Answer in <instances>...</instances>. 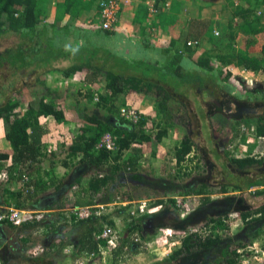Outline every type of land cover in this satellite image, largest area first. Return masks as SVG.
I'll return each instance as SVG.
<instances>
[{
  "label": "trees",
  "instance_id": "trees-1",
  "mask_svg": "<svg viewBox=\"0 0 264 264\" xmlns=\"http://www.w3.org/2000/svg\"><path fill=\"white\" fill-rule=\"evenodd\" d=\"M45 1L0 0V39L9 40L0 45V76H2L0 79V118L4 119L5 137L11 147V153L0 152V160L5 161V159L10 158L9 166H16V169H20L25 192L19 197L17 203L22 207H28L30 201L27 198L30 194L35 197L40 191L39 187L35 188V185L39 186V183L31 177L32 171L30 170L42 169L41 162L46 156L52 162L50 169L54 167V161L50 155L51 151L47 153L45 148H42V136L46 129L40 121V116L51 115L57 121H60L64 116V110L60 107L61 102L59 99L61 95L58 93V87L47 83V74L59 72L65 76L76 74L80 76L82 85L73 89L76 91L73 94L77 98L71 104L75 108L79 124L70 131L68 130L71 141L67 145L65 143L63 145L64 162L68 169L76 165H91L95 169H108L91 176L87 185L94 192L108 193L111 180L115 178L120 170L127 169L131 171L139 168L138 160L142 155V145L145 143L150 145V141L155 134L150 129L151 126L144 125L147 117L136 107L134 108L140 116L136 123L119 114V107L127 105H119V99L120 102L126 101L129 90L151 94L150 92H154L155 82L152 79L154 75L160 76L163 80L171 81L173 74H175L177 82L179 80L183 82L182 84L189 82L190 86L197 91L196 89H201L202 85L207 88L208 86H218L219 83L229 82L233 68L238 67V65L250 71L260 70L264 72V42L258 49L250 50L249 48L251 41L249 36L264 30V21H261L255 12V9L261 6L264 0H238L237 4L232 3L231 15L228 12L225 13L226 20L218 22L219 27L225 28L222 35H216L212 31L214 21L210 16L194 18L191 23L190 34L193 37L192 39L196 41L187 44V39L182 46L173 44L164 49L163 53H166V58L163 62L151 58L146 59L142 56H128L115 51L111 46V40L116 38L118 31L114 29L113 25L111 28H105L100 23L98 25L89 23L86 27H80L83 31L73 25L71 26L74 13L70 11V7L75 3V0H64L59 5L57 11L60 15L57 16V20H44ZM67 13L70 16L65 22L61 23L59 20L61 15L64 16ZM95 14L99 17V4L98 11ZM233 14L241 17L237 28L232 22ZM149 17L151 15H145L146 19H149ZM238 32L243 33L245 38L243 42L237 44L235 37ZM203 40L210 43L209 49L204 50L197 56L195 62L198 65L197 69L192 68L193 71L187 70L185 72L182 68V58L186 52H190L189 50H192L190 52L192 55V52H194L192 47L200 46ZM97 84H100V90L95 91L92 85ZM250 88L247 94H250L249 97L256 101L254 107L258 110H264V85L251 86ZM161 91V95L154 93V96L158 99L157 113L162 118L161 121L159 119V124H162L159 126L163 128H159L164 130L174 125L173 117L175 114L170 109L169 100L175 99L176 93H169L165 89H161ZM182 91L187 93L185 89ZM24 98L27 99V105L20 112L18 105L24 101ZM176 99L180 98L177 97ZM247 106L253 108L252 105ZM94 109H100L104 114L99 115ZM209 114L211 115L210 118L215 115L213 120L218 129L225 130L226 128L225 146L223 148L216 147V152L220 156V161L224 163L225 169H239L240 172L238 173L230 170L226 174L227 176L231 174L235 176L236 173L237 180L233 181L221 177L219 180H227L228 182L208 185L209 183L204 181V185H193L191 188H180L181 190L171 191L173 193L204 192L205 201L209 200L205 195L210 192H225L227 189H231L237 191V194L233 197H241L247 206L234 207L218 215L209 216L203 225H207L211 231L202 236L197 231L188 232L183 237L182 246L177 249L175 254L185 253L201 247L205 248L216 241L227 238L230 235V227L228 223H224V219L230 212H236L241 217V224L250 225L264 220V170L246 171L247 169H243L253 163H264V154L259 155V157H256L258 153L251 154L252 148H259L258 146H262L263 142L256 140L244 152L228 149V145L233 139L245 133L244 126L247 129L249 128L248 130L252 129L257 136L263 135L264 113L232 118L235 121L230 125H228L227 120L231 116H228L224 110L216 109L209 112ZM250 118L253 119L252 126L245 125ZM206 124L210 125V121ZM104 131H109L113 135L116 143L115 149L110 150L97 146V142ZM193 147L194 142L191 136L188 133L184 134L174 147V157L179 169H175L171 176L178 178L191 173L193 169H181V162L186 160ZM193 157H196L197 160H193ZM192 158L195 162L194 166L201 169L202 163L198 161L200 160L199 157L192 155ZM208 165L215 166L210 158ZM9 166H7L8 169ZM84 191L89 195L87 189ZM125 197L131 199L129 195ZM222 197L229 200L230 195L226 194ZM108 200L100 198L99 201L95 202L90 198L84 203L80 202L70 207L71 209L68 210L66 215L71 221L75 222L97 221L96 226H89V232L94 230L99 233L105 225L115 226L110 217L105 215L104 212H92L87 217L79 218L74 214L72 208L79 205L102 203ZM14 204H16V201ZM163 204L173 206L176 210L173 198H164ZM41 218L42 211H39L29 215L24 221H36ZM137 220L138 218H133L131 221L126 222L125 231L127 236L131 235V237L128 242H125V237L123 239L120 235L117 248L136 244L132 239V234L133 232L139 234L141 232L138 229ZM259 232L260 229H257L256 235L248 237L246 240H235V235L224 240L227 241L224 245L225 250L228 251L226 253L229 254L228 264H238L240 257L236 252V248L251 243L259 235ZM92 237L93 242L88 239L91 242L88 241V245L84 249L96 253V250H92V247H97V251H100L99 244H105L106 241L97 236L94 238V235ZM142 237L150 239L148 236L142 235ZM191 238H194V240L191 241ZM173 256L176 255H172L171 258ZM261 263H264V259H261L259 264Z\"/></svg>",
  "mask_w": 264,
  "mask_h": 264
},
{
  "label": "crops",
  "instance_id": "crops-1",
  "mask_svg": "<svg viewBox=\"0 0 264 264\" xmlns=\"http://www.w3.org/2000/svg\"><path fill=\"white\" fill-rule=\"evenodd\" d=\"M63 2L64 0H46L44 3V20H57V16L60 15L57 8ZM154 2L159 8L156 14L149 13L144 0H137L128 5L126 4L122 6L118 10V18L113 26L114 29L118 31L117 27L119 30L124 29L125 26L123 25L128 23L127 30L130 34L127 33V35H124V38L131 41L133 44L135 43L134 45L136 48L142 49L137 53L131 52L133 55L129 54L130 52L126 55L133 57L142 56L146 59L151 58L152 60L163 62L166 58V53H163L164 49L173 44L176 46H182L185 43V40L193 38L190 34L191 23L194 18L209 17V14L206 13L208 10L204 7L205 5H208L209 2L207 4L203 3L204 0H154ZM164 2H168V4L166 5ZM226 3V0H222L218 6L222 7V10L225 11L227 6ZM127 7L132 8V11L135 13L132 11L126 13L125 9ZM70 11H73L74 13L71 20V26L73 25L82 31L83 29L80 27L86 26L76 24V20L84 14H88L90 17H97L96 19L99 24V17L95 14L98 11V0H75V3L70 7ZM147 14L151 15L149 19L145 18V15ZM68 16H70L69 13L64 16L61 15V18L59 19L60 22H65ZM85 16L86 15H84V17ZM210 17L213 18L214 16ZM123 20H127V23ZM93 21L95 22L96 20ZM95 23L97 25V22ZM132 26L136 27L133 32L131 31ZM263 36L264 30L260 32V37L262 38L261 42L256 43L258 48H260V45L262 44L264 38ZM254 37L250 36V39ZM113 42L114 40L112 39V47ZM189 51L191 52L192 50ZM190 52H186L181 62L186 63L190 60L194 63L196 62L197 57L192 56ZM138 53L140 54L137 56ZM195 67H198V65L195 64L192 68ZM152 79L155 82V85L153 86L154 92H150L151 94H145L144 92L129 90V92L127 91L128 96L126 99L128 101L120 102L119 99V105L131 104L139 109L144 116L147 117L144 125L151 126L152 128L150 129H152L156 134L158 133V129H160L159 127H162L159 126L162 125L159 124V119L161 121L162 118L160 117L161 115L157 113L158 99L154 96V93L161 95V89H165L169 93L179 94L181 92H178L169 80H163L157 75H154ZM199 97L200 98L198 99L203 101L202 96ZM176 98L177 96H175V99ZM128 102H130V104ZM72 108L75 111L73 105ZM103 114L104 112L100 111L99 115ZM45 119L46 117L40 119L46 129V132L42 136V148L44 147L47 153H49L48 151H51L50 155L54 161V167L53 169H50L52 162H50V159L46 156L41 162L42 169L30 170L32 171L31 177L39 183V186L35 185V188L39 187L40 191L35 197H32L30 194L27 198V200L30 201L28 207L42 211V218L36 221H24L21 224H12L8 221H0V264H98L96 263L97 261H100V264H104L101 263V259L103 258L102 254L97 251V247L94 246L92 247V250H96V253L94 254L95 260H91V262H89L90 260L87 261L82 259L85 257L87 252H89L84 249V247L88 245V239H91L93 242L92 235H94V238L97 236V232L94 230L89 232V226H96L98 222L71 221V219L66 216V213L71 209L70 207L77 205L80 202L84 203L90 198H93V201H99L100 198H104V200H108V198H110L108 201L102 202L106 204V206H111L108 207L110 209L105 211L104 214L110 217L113 221L119 219L121 223H124L120 230L122 231L120 235L123 239L125 237V242H128L131 235L128 237L127 233L123 232V230H126L125 224L128 222V208L130 205L110 204L119 196L117 194V190L115 189L117 184L114 185L113 180L110 184V187L113 189L109 190L108 193H100L99 191L94 192L88 188L87 185L91 176L108 169H95L91 165H76L69 169L66 168L63 145L64 143L67 145V143L71 141L69 131L74 126H77L79 122L76 121V124L69 127L67 131L65 128L63 131H66V134H64L62 138L58 134L57 139H54L52 138L53 135L51 132L59 127V122H61V120L50 124L44 121ZM76 120L78 119L76 118ZM71 122L73 123V120H71ZM169 128L171 127L169 126ZM166 130L167 129H160L161 137H158L153 133L154 136L150 141V145H146V143L142 145L141 156H144L145 160L149 158L148 155H155L156 151L157 153L159 151L163 152L161 147L163 138H165V135H168V133H165L167 132ZM5 132L6 128L4 119L0 118V152L11 153V147L9 141L5 137ZM184 134H186V132L181 134V137ZM190 136L194 142V147L191 151L195 149L196 154L197 151H200L197 154L199 158L203 157H201L202 151L204 157L207 158V162H209V158L213 161L211 149L204 144V138L198 142L194 140L192 135ZM223 142L225 143L226 139ZM223 142H213V147L223 148L225 146ZM177 144L178 142L175 143L172 148L170 146V148L167 147V149H172L174 151V147ZM194 159H196V157ZM10 162V158L5 159V161L0 160V210H2V208H4V206L8 203L15 201L16 204L20 206L17 202L20 199L19 197L23 194V192H25L23 189L24 182L22 180V174H20V169H16V166H9ZM7 166H9V169ZM203 167L201 168L203 169ZM171 171H175V169H171ZM194 175L195 173L191 174L189 179H192ZM125 183L122 182L121 184ZM199 184L204 185V181L199 180L195 182L194 185ZM86 189L89 191V195L85 193L84 190ZM233 191L234 190L227 189L225 192H210L208 195H205L209 200L205 201L203 196L204 192L195 193L194 195L196 197V201L192 203L190 200L191 204L188 209H186V215L179 218H177L178 216L176 214V210L174 209L175 207L168 204H162L157 210L136 217L138 218V229L141 231L143 236L151 238L161 227H171L177 232L181 230L180 228L186 229L194 226L198 227L201 223H204L209 216H212L215 213L213 211H216V209L223 204L220 200L223 195L228 194L230 197H233V195L237 194V191L232 194ZM210 194H212V196H210ZM125 196L123 195L122 197H119L127 200ZM222 199L226 203L228 202V199ZM218 200L220 201L216 203ZM252 224L247 225L243 223L240 225L241 227H246V232L251 231L248 237L255 236V232L258 229V226H256L257 222L253 225ZM252 226H254V231ZM241 227H239L236 232L241 230ZM239 233L235 235V239H244L241 236L237 238ZM183 237H185V235H178L177 238L173 236L171 237V240L178 244H182ZM190 240L193 241L194 238H191ZM254 242L260 243L259 239H255ZM225 243L226 241L224 240L216 241L210 246L186 251L181 255H178L179 253L175 254L177 251L164 252L162 249L164 247L161 246L163 243L157 245V247H147L146 249L138 247V243H136L134 245L131 244L129 247L120 246L118 248H109L108 251L110 252L106 253L105 260L106 264H228L227 258L229 257V254L226 253L228 251L225 250ZM101 245L103 244H99V247ZM172 255L176 256L171 258ZM238 264H240V261Z\"/></svg>",
  "mask_w": 264,
  "mask_h": 264
},
{
  "label": "rangeland",
  "instance_id": "rangeland-1",
  "mask_svg": "<svg viewBox=\"0 0 264 264\" xmlns=\"http://www.w3.org/2000/svg\"><path fill=\"white\" fill-rule=\"evenodd\" d=\"M221 1L222 0H204V2H203L204 4H207L209 2V4L205 5L204 7L207 8V10H208V12H206L207 14H209L208 16H214L213 18L211 17L214 21V23H213L214 26L212 27V31H213V29H217L218 34H216V35H222L223 30L225 29V28L219 27L218 22L226 20L227 16L225 13H227V12L229 14L232 13V3H234V4L238 3V0H226L227 1L226 10L223 11L222 7L218 6L221 3ZM165 3L166 2H164V4ZM128 4H130V3H128ZM124 5H126V4H124ZM132 10H133L132 8L127 7L125 9V12L128 13V12H131ZM132 12H134V11H132ZM84 15H86V16L84 17ZM84 15L80 16L76 20V24L86 26L89 23L97 22V25H98V20L96 19L97 17H90L88 14H84ZM257 16L261 19V21H264V13L263 14H257ZM117 18H118V12H117ZM93 20H96V21L94 22ZM116 21H117V19H116ZM123 21H125V23H127V20H123ZM240 21H241L240 15L233 14L232 22L236 28L238 27ZM123 26H125V28L121 29V27H120L121 30H119V28L117 27L118 32H117V36L113 42V49L115 51H118L119 53L125 54V55L128 52H130L129 54L133 55L132 53H137L138 51H141L142 49L136 48V46L134 45L135 43L133 44L131 41H128L127 39L124 38V35H127V33L130 34V32L127 30L128 23L124 24ZM135 29H136V27L132 26L131 31L133 32V31H135ZM260 32L261 31L250 35L253 37L255 36L254 38H251L250 45H249L250 50H255L258 48L256 43L257 42L260 43L261 39H262L260 37ZM250 36H249V38H250ZM244 38H245L244 34L241 32H238L236 37H235V42L237 44H238V42L241 43V42H243ZM0 40H1L0 45L9 41V40L5 41L4 39H0ZM263 42L264 41H262V43ZM237 44H235V45H237ZM209 45H210V43L203 40L200 43V46L195 47V48L192 47L194 49V52H192V56L197 57L201 52L209 49V47H210ZM139 54L140 53H138L137 56ZM181 63H182V68L185 70V72H187V70L188 71L190 70V72L193 71L192 67H193V65H195V63L193 61L190 60L189 62H186V63L181 62ZM216 65L219 66L218 64H216ZM194 69H197V67H195ZM215 69H217V68H215ZM173 75L174 76L171 79L172 85L176 88V90L178 92H181V93L176 94V96L179 97L180 99H170L169 100L170 109L175 114L173 117V122L175 123V125L171 128H167V130H166L167 132H165V133H168V135H165V138H163V140H162L163 143H162L161 148L163 149V152L159 151L157 153V151H156L155 155H152V154L148 155L149 158L147 160L144 159V156H141L138 160V163H139L138 167L139 168L136 169L135 171L134 170L129 171L127 169L126 170H120L115 175V179H112L114 185L117 184L115 189L117 190V194L119 196L129 195L131 197V199L143 198V197H153V198H155L154 202L157 204V206H160L164 202V197H168V196H171L173 194H177V195H181L182 197H184L186 203L190 200L193 203L196 201V197L194 195L195 193H177V192L173 193V191H171V190H181V189H186L187 187L191 188V186H193L195 184V182H197L199 180L207 181L209 184H212L213 181H217L218 178H221V177H224L225 179L227 178L228 180H233V181L237 180L236 179V176H237L236 173L240 172L239 169H225L224 163L220 161V156L216 152L217 148L215 146L213 147V142L214 143H220V142L225 140L226 128H225V130L218 129L217 125H215V121L213 120V116H215V115H213L212 118H210L211 115L209 114V112L216 110V109L224 110V112L226 114H228V116H231V118L227 120L228 125L233 123L235 121L234 119L239 118V116L249 115V114L256 115L259 113H264L263 109L258 110L256 107H254V105L256 104V101L252 97H249L250 94H247L249 92V89H251L250 88L251 86L254 87L256 85L257 86L264 85V72H262L260 70L250 71V70L238 65V67L233 68L232 76H230L229 82H225L224 84L219 83L218 86L217 85L208 86L207 88H205L202 85L201 89H196L197 91H195L194 88H192L190 86L189 82L184 83V84H182L183 82L181 80H179V82H177L176 75L175 74H173ZM46 76H47L46 77L47 83L52 84V85H56L58 87V90H59L58 93L61 95L59 101L61 102L60 107H62L64 110V116H63L64 119L62 118L64 121L61 119V122H59V127L56 130H54L53 132H51V134L53 135L52 138H54V139H57L58 134L62 138V136L64 134H66L67 129L69 127H72L74 124H76V121H78V120H76V118H77L76 112L72 108L71 104H72V101H74V99L77 98V96H75L73 94L74 92H76L73 89L79 88L82 85L81 80H80V76H78L77 74L73 75V76H65L59 72H56L54 74H47ZM1 77L2 76H0V79H1ZM92 88H94L95 91H98V90H100V84H97L94 86L92 85ZM184 89L187 91V93L182 91ZM246 90H248V91H246ZM199 96H202L203 101L198 99V98H200ZM126 101H128V100H126ZM128 103L130 104V102H128ZM26 105H27V99L24 98V101L20 102L18 105L20 112L23 109H25ZM247 105H252L253 108H249ZM130 106L135 107L131 104H130ZM146 106H147V103H146ZM90 108L93 109L91 106H90ZM94 110L97 111V113H100V111H101L100 109H94ZM43 117L44 118L46 117V119L44 121H46L47 123H50V124H53L57 121L51 115L50 116L41 115L40 119ZM69 118H71V119H69ZM232 118H234V119H232ZM71 120H73V123L71 122ZM208 121H210V125L206 124V123H208ZM251 122H253V119L250 118V119H248V122L245 125L249 126L252 124ZM68 125H70V126H68ZM65 128H66V131L64 132L63 130ZM244 128H245V133L239 137L237 136L236 139H233L231 141L230 145H228L229 150H231V151L239 150L241 152H244L247 150V148H249V146H252L251 144L256 142V140H261L264 144V138L263 137L255 135L254 131H252V129L248 130L249 128L247 129L246 126H244ZM159 131L160 130H158L157 136L161 137V132H159ZM202 131H203V133H202ZM185 132H186V134L188 133V134L192 135L194 140H196L198 142L201 141V138H204V144L208 148L210 147V149H211L212 158H213L212 162L214 163L215 166H213V165L205 166L208 164L207 158L204 157V155L202 154V151H201V157L202 156L203 157L199 158L200 160H198V161H200V163H202V165L204 167L202 165L201 166L203 167V169L202 168L198 169L197 167H195L194 166L195 162L193 161L195 157L192 158V155L196 154L195 149H194L193 151H191V154L189 153L187 155L188 157H186V160H183L181 162V166H182L181 169H185V168L186 169H193V170H191V173L187 176L182 175L178 178H174L173 176H171V173L174 172V171H171V169H179V167L176 164V158L173 156L174 151L172 149L171 150L167 149V147L170 148V146H171V148H172V146H174L175 143H177V142L179 143V141H180L179 139L181 137V134H183ZM199 133H201V135ZM202 135H204V136H202ZM263 144H262V146H263ZM262 146L259 145L258 146L259 148L253 147L251 154L258 153V154H256V157H259V155H263L264 154V146L263 147ZM199 152L197 151V154ZM196 160H197V158H196ZM233 167H235V166H233ZM235 168H237V167H235ZM243 169H247L246 171H259V170L262 171V170H264V163H262V164L253 163L250 166L244 167ZM230 170H233L234 172H236L235 176L233 174H231L229 176L226 175L228 173V171H230ZM194 173H195L194 177H192V179H189L190 175L194 174ZM217 176H219V177L217 178ZM112 180H111V182H112ZM111 182H110V184H111ZM122 182L123 183L126 182V183L121 184ZM110 184H109V190H112L113 188L110 187ZM234 192L235 191H233L232 193H234ZM213 194H215V193H213ZM210 196H212V194H210ZM131 199H127V200H131ZM95 201H97V200H95ZM157 201L159 204L157 203ZM241 202H243V199L241 197H238V196L230 197V199L228 200V202L226 204H221V206L219 208H217L216 211H213V212H215L213 215H218V214L222 213L223 211L234 208V207H241L243 205V203L241 204ZM112 204L117 205V203H115V202H112L111 205ZM108 207H111V206H106V205L104 206L103 205L102 209H100L101 212H105L108 209H110ZM184 207L186 210V209H188L189 205L184 206ZM35 210H37V209H35ZM218 211H220V212H218ZM176 214L178 216L177 218H179V217H184L186 215V212H185V214L183 213L184 214L183 215V214H180L179 210H178V212L176 210ZM229 214H235V213L230 212ZM229 214L225 217L224 223L229 224V227H230L229 228V231H230L229 234L230 235L227 238H225L224 240L230 238V236H232V235H237V233H239V231H240V233L238 236H241L242 238H244V240L248 239V236L251 233V231L246 232V230H245L246 227L244 228V226H242L243 227L242 228L240 226L241 223H237L236 225L232 224L233 221H235V220L233 218V215H229ZM175 218H176V215H175ZM231 218H233V219H231ZM236 221H238V220H236ZM114 223L118 227H122L124 225V223H121V221L119 219L115 220ZM199 226H204V225H203V223H201V225H199ZM256 226H258V229H260V232H259V235L255 239H259L260 243L255 242L256 247L252 248V250H250V251L244 250L242 253H240L239 257L241 258V261H242L241 264H257L261 261L259 259V254H261V249L264 248V220L263 221H257ZM207 227L208 226L205 225V229L201 228L200 230H198L200 233L197 230L193 229L196 227H191V228H186V229L180 228L182 230H179L178 234H180L182 231H183V234H185V233L187 234L190 231H197L202 236V235H204V232L206 233V231H207V233H208L209 231H211V229L207 230ZM239 227H241V230L236 232V230ZM162 228H165V227L159 228L156 231V233L153 235V237H151L150 239L142 237V233L140 232V234H139V236H140L139 242L140 243H138V247L145 248V249L147 247H153L154 248L155 246L157 247V245L163 243L164 245L162 244L161 246L164 247V248H162L164 250V252L177 251V249H179L182 246L181 243L178 244L171 239H169L168 241H164V242L156 240L157 233ZM252 229L254 231V226H252ZM123 232H126V231L123 230ZM119 237H121V236H119ZM175 237L177 238V236H175ZM235 240H237V239H235ZM119 242H120V238H119ZM252 242H254V240ZM225 245H226V243H225ZM108 249H109L108 247L104 246V251L103 252L99 251L103 257L101 259V263L106 264L105 255L107 252H110V251H108ZM255 249H258V252L255 251ZM94 254L95 253L92 251L87 252L85 257H83L82 259H85L87 261L90 260L89 262H91V260H95ZM181 254H183V253H180L179 255H181ZM255 254H256V256H254ZM96 263L100 264V261H97Z\"/></svg>",
  "mask_w": 264,
  "mask_h": 264
},
{
  "label": "built area",
  "instance_id": "built-area-1",
  "mask_svg": "<svg viewBox=\"0 0 264 264\" xmlns=\"http://www.w3.org/2000/svg\"><path fill=\"white\" fill-rule=\"evenodd\" d=\"M136 0H98L99 4V23L102 27L105 28H111L112 25H114L116 19H117V12L122 7L124 4L132 3ZM145 4L147 5V8L149 10L150 14H156L159 10L158 6L155 4L154 0H144ZM165 4H168L167 2ZM257 14H263L264 13V2L260 7L256 9ZM213 32L215 34H218L217 29H213ZM196 40L188 39L186 41L187 44H192ZM95 98H97L95 96ZM26 108V107H25ZM24 110V109H23ZM22 110V111H23ZM21 111V112H22ZM119 113L121 116L125 117L126 119L136 123L140 116L139 112L132 106L128 105H121L119 107ZM261 137L264 138V134L261 135ZM97 146L99 147H104L106 149H115L116 148V143L113 135L109 131H104L98 142ZM164 198H173L174 204L176 206V210L180 211V214H185L186 210L184 206L190 205L191 201H188L186 203L184 197L181 195L173 194L168 197ZM155 198L153 197H143V198H136V199H131V200H125L120 197H117L116 200L114 201L117 204H128L130 207L128 208V221H131L133 218H136L139 215H143L145 213L155 211L158 209L159 206L154 202ZM158 203V201H157ZM111 204V203H110ZM159 204V203H158ZM105 206L106 204L104 203H95V204H85V205H79L77 207H73L72 211L74 214H76L77 217L82 218V217H87L90 215L92 212L95 213H101L102 206ZM39 212V210H35L32 208L28 207H22L14 204L13 202L8 203L7 205L4 206L2 210H0V221H8L12 224H20L22 221H24L29 215H32L33 213ZM235 214H229L233 215V218L235 221H233L232 224H237L241 223V217L236 213L232 212ZM183 214V215H184ZM182 215V216H183ZM231 218V219H233ZM238 220V221H236ZM231 222V221H230ZM122 227L118 226H112V225H105L99 233H97V237H100L102 239H105L106 243L101 245L99 247L100 251H104V246L108 248H114L119 245V236H120V229ZM205 229V226H199L196 228H193L195 230H200V229ZM207 230L209 228L207 227ZM181 232V231H180ZM185 232V231H184ZM199 232V231H198ZM200 233V232H199ZM207 233V231H206ZM186 234V233H185ZM183 234V231L178 234L177 231H175L171 227H165L159 230L157 233V238L156 240H159L161 242L168 241L171 239L173 236H178V235H185ZM205 234V232H204ZM132 239L136 243H140V236L138 232H133L132 234ZM256 247V243L252 242L250 244L244 245V246H238L236 248V252L240 255L244 250H252V248ZM255 251L258 252V249H255ZM256 253V252H255ZM256 256V254L254 255ZM259 259H264V248L261 249V254H259ZM240 264L242 263L241 258H240Z\"/></svg>",
  "mask_w": 264,
  "mask_h": 264
},
{
  "label": "flooded vegetation",
  "instance_id": "flooded-vegetation-1",
  "mask_svg": "<svg viewBox=\"0 0 264 264\" xmlns=\"http://www.w3.org/2000/svg\"><path fill=\"white\" fill-rule=\"evenodd\" d=\"M223 142V141H222ZM224 143V142H223ZM219 176H217V178H218ZM224 181L225 182H228L227 180H219V178H218V180L217 181H213L212 183L213 184H217V182L219 183H224ZM207 182V181H206ZM208 183V182H207ZM235 191V190H234ZM223 198V197H222ZM222 198H220V200H221V202L223 203V204H226V202L222 199ZM230 199V198H229ZM220 200H218L216 203H218ZM243 203V205L241 206V207H244V206H247V204H246V202H241V204ZM218 212H220V211H218Z\"/></svg>",
  "mask_w": 264,
  "mask_h": 264
}]
</instances>
